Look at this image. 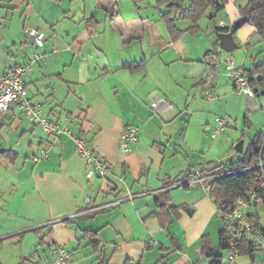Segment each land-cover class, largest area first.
<instances>
[{"label":"crops","instance_id":"obj_1","mask_svg":"<svg viewBox=\"0 0 264 264\" xmlns=\"http://www.w3.org/2000/svg\"><path fill=\"white\" fill-rule=\"evenodd\" d=\"M248 2L228 0L213 20L210 11L206 13L202 18H207L206 26L201 19L198 33L186 31L173 40L161 16L165 6L160 7L158 0H125L122 7L119 0L109 7V1L105 11L92 15L88 0H0V73L40 54L25 75L28 98L40 103L48 118L65 123V117L72 115L69 126L110 167L105 179L88 178L85 159L72 137L32 125L21 104H13L0 117V148H5L0 151V264H43L53 257L52 244L71 251L70 264L127 260L155 264L163 256L162 264H210L201 253V237L209 234L215 244L219 238L209 231L217 211L205 185L194 181L189 186L163 187L165 180L181 178L188 170L194 174L185 182L201 176L197 147H189L194 150L189 154L180 144L190 121L178 110L153 116L150 104L156 97H167L159 89L161 74L167 73L177 84L197 85L193 100L199 93L212 101L230 85H223L231 82L227 58L248 70L264 62V39L254 25L245 23L235 31V40L243 47L235 55L225 53L214 31L231 30ZM108 16L131 25L121 29ZM184 21L176 23L185 31L191 22L183 25ZM26 28L45 32L44 45L37 46ZM141 61L145 67L140 71L123 67L125 62ZM181 70L186 75L180 76ZM212 75L216 80L207 96L203 86ZM187 96L188 110L191 95ZM171 98L179 102L174 95ZM199 109L196 106L192 115ZM213 121V125L205 122L211 138H215ZM129 127L139 128V138L123 152L119 141ZM9 150L14 157L2 155ZM43 151L46 156L36 159ZM165 188L176 204L193 211L181 210L166 228L155 215L156 197ZM256 257L243 255L238 261L257 264Z\"/></svg>","mask_w":264,"mask_h":264},{"label":"built area","instance_id":"obj_2","mask_svg":"<svg viewBox=\"0 0 264 264\" xmlns=\"http://www.w3.org/2000/svg\"><path fill=\"white\" fill-rule=\"evenodd\" d=\"M115 5L117 0H111ZM26 33L34 38L37 46H43L46 37L45 32L39 31L37 28H26ZM40 58V54L35 53L33 59L27 64L12 66L4 73H0V117L9 113L12 105L21 104L25 113L28 115L32 125H39L48 133L60 136L62 134L73 138L76 143L78 154L84 157L87 166L86 176L88 178L105 179L110 173L109 164L106 160L90 145L86 139L76 134L69 126V122L74 120L72 115L65 117L66 122L63 123L59 119H51L42 112L40 103H33L28 98V90L25 84V75L30 71L31 64ZM227 69L231 83L240 93L248 96L256 95V86H262L264 74H253L246 71L243 67L235 64V61L229 57L226 59ZM151 107L155 114L162 111L172 109V104L166 97L154 98ZM216 127L212 132V137H216L219 133L225 132L228 124L226 117L217 115L215 117ZM139 128L129 127L121 135L119 141V149L123 152L130 151V144L139 138ZM46 151H43L36 159L45 157ZM259 166H264V162ZM215 175H201L196 180L177 184L181 186L192 182H200L204 184L206 180ZM206 188V187H205ZM121 200H118L120 202ZM217 214L221 217L227 230L228 237L231 241V247L222 256L221 264H239L240 250L236 247V243L248 240L252 243L257 251L264 254V224L260 217V204L262 201L256 192H251L246 196L239 197L233 202L221 199H213ZM51 250L53 257L43 264H70L71 251L64 245L52 244ZM203 264V263H196Z\"/></svg>","mask_w":264,"mask_h":264},{"label":"trees","instance_id":"obj_3","mask_svg":"<svg viewBox=\"0 0 264 264\" xmlns=\"http://www.w3.org/2000/svg\"><path fill=\"white\" fill-rule=\"evenodd\" d=\"M227 2L228 0H158V5L160 7L165 6V10L162 11L161 16L167 25L172 39L176 40L186 31L190 34L198 33L201 30L199 23L206 13L210 11L209 18L213 20L216 16L214 12L217 14L223 10ZM240 11L244 24L250 23L254 25L256 27V33L264 39V0H249L247 5L242 7ZM180 20L190 21V27L185 31L181 30L176 23ZM229 30L228 27L214 29L216 33ZM216 45L218 46V43ZM123 67L132 72H136L145 67V62H125ZM245 70L253 74H264V62L254 64L252 69ZM260 89L264 90V79H262ZM260 89L256 88V95H260ZM2 155L14 157L15 153L9 150L8 152L2 153ZM261 162H264V134L262 131H257L237 161L227 166L216 165L211 169L203 165L199 174L215 175L204 183L212 199H224L233 202L239 197L256 192L262 201V209L264 210V166H259ZM193 174V172L188 170L181 178L165 180L163 187L184 183L187 178H192ZM189 185L187 183L181 186ZM156 205L159 211L155 215H157L161 226L164 228L172 222L173 218L180 217L181 210H185L189 214L193 213L192 209L186 204H176L173 201L170 190L166 188L158 192ZM66 221L71 222L69 219H66ZM86 234L88 236H94L96 235V231H86ZM218 238L219 241L215 244L209 234L201 237V253L205 258L210 260V264H221V259L224 255L223 252L226 253L231 247V241L225 226L219 231ZM1 244L2 241L0 240V246ZM236 247L240 250L241 255H248L252 260L255 259L257 249L248 240L236 243ZM165 258L163 256L155 264H162ZM124 264L138 263L127 260Z\"/></svg>","mask_w":264,"mask_h":264},{"label":"rangeland","instance_id":"obj_4","mask_svg":"<svg viewBox=\"0 0 264 264\" xmlns=\"http://www.w3.org/2000/svg\"><path fill=\"white\" fill-rule=\"evenodd\" d=\"M89 6L88 10L92 15L94 11L99 10L101 12L105 11L107 3L110 1L109 7L113 6L111 0H88ZM125 0H119L120 7H122V2ZM118 2V0H117ZM114 7V6H113ZM125 13L127 14L128 10L125 8ZM108 19L112 25H118L122 28V26H129L131 23H125L121 19L118 18H111L108 16ZM108 21V23H109ZM183 21V20H180ZM207 22V18L202 19L201 24L205 27ZM182 24V23H181ZM190 25L188 21H184L183 25ZM243 47L236 49L231 54H239L242 52ZM226 53V51H225ZM186 72L181 70L180 76H184ZM179 74V73H178ZM186 75V74H185ZM216 75H212L210 81L204 82L203 90L204 93L208 96L210 92V85L215 83ZM185 84H177L173 80H171L167 73L165 75L160 76V91H165L168 101L172 104L175 110L170 109L169 112L166 113L172 114L175 111H181L185 115V119L190 121V127L186 131L185 135L183 136V142L181 141L183 148L188 151L189 154H192L194 150L190 149L197 147L198 152H194L198 156H201L199 165H206L208 169L216 165L220 166H227L235 161H237L242 152H239L235 149L236 144L240 140H244V149L248 147V144L251 138L257 131H262L264 134V94L255 95L253 97L248 96L243 93H239V91L235 90L233 84L231 82L225 81L223 85L230 84L229 86H225L222 90L219 91L220 98H216L212 101H208L207 99L203 98L199 93L197 94L196 98L193 100V94L195 90V86H191V81L189 84L183 82ZM199 87V85H198ZM201 87V85H200ZM257 89H260V86H256ZM201 91V90H200ZM212 94V93H211ZM178 99V103L173 102L172 96ZM190 96V103L188 106V110L185 105V100ZM199 101H196L198 100ZM151 106V104H150ZM196 106H199L200 109L193 114V109ZM154 113L152 107H150ZM191 113L190 120L189 114ZM153 116L163 117L165 114H152ZM165 115V116H166ZM216 115H221L227 118L228 124L225 132L219 133L215 138L210 137L211 130L207 129L206 121L211 122L213 125L214 118ZM249 119L248 121H246ZM200 147V149H198ZM201 150V152H199ZM192 158V157H191ZM262 163V162H261ZM203 185V184H202ZM260 217L261 221L264 224V210L262 209V205L260 204ZM224 222L221 217L216 214L214 217V222L212 225L211 230H209L213 237L218 238V232L220 229L224 227ZM2 246H0L1 250ZM11 248L9 247L5 253H8V257L10 256ZM243 255H241L242 257ZM245 256V255H244ZM256 263L257 264H264V254L260 251L256 253ZM5 257V255H4Z\"/></svg>","mask_w":264,"mask_h":264},{"label":"water","instance_id":"obj_5","mask_svg":"<svg viewBox=\"0 0 264 264\" xmlns=\"http://www.w3.org/2000/svg\"><path fill=\"white\" fill-rule=\"evenodd\" d=\"M110 13L113 14V8H110ZM216 15V12H214ZM244 24V20L239 18L234 22L231 26L230 31L219 32L218 33V40L220 47L226 52H232L240 47V45L236 42L234 33L235 31L240 28ZM212 28H215V22L212 23ZM260 94H264V90H261ZM235 149L239 152H243L244 150V140H240L238 144H236ZM5 148H0V151H4ZM14 151H18V147L14 148ZM144 179V178H143ZM144 183V180L142 181ZM180 248V247H179Z\"/></svg>","mask_w":264,"mask_h":264}]
</instances>
